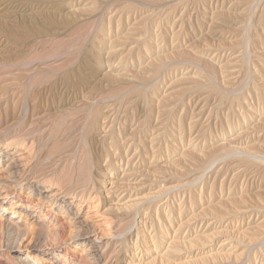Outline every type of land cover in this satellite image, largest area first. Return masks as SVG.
I'll return each instance as SVG.
<instances>
[{
    "label": "rangeland",
    "instance_id": "1",
    "mask_svg": "<svg viewBox=\"0 0 264 264\" xmlns=\"http://www.w3.org/2000/svg\"><path fill=\"white\" fill-rule=\"evenodd\" d=\"M4 1L0 26L25 25L30 35H0V131L8 137L33 124L35 138L48 139L36 162L43 167L49 154L84 153L90 163L75 165L81 173L59 167L56 176L95 190L87 209L103 221L111 249L122 250L119 259L264 264V0ZM5 238L0 233V264H11Z\"/></svg>",
    "mask_w": 264,
    "mask_h": 264
},
{
    "label": "bare ground",
    "instance_id": "2",
    "mask_svg": "<svg viewBox=\"0 0 264 264\" xmlns=\"http://www.w3.org/2000/svg\"><path fill=\"white\" fill-rule=\"evenodd\" d=\"M6 1V0H5ZM4 1V2H5ZM27 1V0H26ZM31 2V0H28ZM34 1V0H33ZM38 2V0H36ZM196 1V0H195ZM212 4H213V0ZM218 0H216L217 2ZM248 1V0H247ZM251 1V0H250ZM35 2V1H34ZM1 3V2H0ZM218 3V2H217ZM211 4V5H212ZM241 4V3H240ZM244 5V3H242ZM215 5V4H214ZM217 5V4H216ZM45 6V5H44ZM7 7V6H6ZM247 7V6H246ZM59 8V7H58ZM61 8V7H60ZM261 8V7H260ZM264 9V8H263ZM213 10V9H212ZM244 10V9H243ZM242 10V11H243ZM259 10V9H258ZM6 11V10H5ZM4 11V12H5ZM246 11V9L244 10ZM264 11V10H263ZM263 11L261 13H263ZM2 12V11H1ZM7 12V11H6ZM8 12H10L8 10ZM3 13V12H2ZM32 13V12H31ZM34 13V12H33ZM37 13V12H36ZM9 14V13H8ZM214 14V12H213ZM217 13H215L216 16ZM4 15V13L2 14ZM7 15V14H6ZM212 15V14H210ZM249 15V14H248ZM264 15V14H263ZM30 16V15H29ZM213 16V15H212ZM251 16V15H249ZM2 17V16H1ZM5 17V16H4ZM214 17V16H213ZM213 17L211 18L212 22H213ZM8 18V17H6ZM5 18V19H6ZM14 18V17H13ZM30 18V17H29ZM215 18V17H214ZM15 19V18H14ZM2 20V18H1ZM13 20V19H12ZM16 20V19H15ZM263 20V19H262ZM252 21V20H251ZM259 21V20H258ZM9 22H14L13 21H9ZM16 22V21H15ZM202 22V21H200ZM214 23V22H213ZM15 24V23H14ZM18 24V23H17ZM17 24H15L14 26H17ZM21 24V23H20ZM203 24V23H202ZM257 25V24H255ZM149 26V25H148ZM263 25H261L262 27ZM13 27V25H12ZM11 26L8 28H3L0 26V35H2L6 41L8 40H15L17 41L18 39L21 41L19 42H23L22 38H26L27 35L29 33L28 28L22 27L21 25L19 26V31H16L15 27L12 28ZM201 27V26H200ZM256 27V26H255ZM158 28V27H157ZM156 28V29H157ZM241 28V27H240ZM252 28V27H251ZM30 29V28H29ZM142 29V28H141ZM254 29V28H253ZM262 29V28H261ZM31 30V29H30ZM207 30V29H206ZM97 31V30H96ZM158 31V30H157ZM208 31V30H207ZM236 31V30H234ZM244 32V31H243ZM32 33V31H31ZM147 33V31H146ZM153 33V32H152ZM256 33V32H255ZM245 34V33H244ZM25 35V37H24ZM30 35V33H29ZM34 35V33L32 34ZM31 35V36H32ZM159 35V34H158ZM0 36V37H2ZM100 36V34H99ZM156 36V35H155ZM247 36V35H246ZM254 36V35H253ZM34 37V36H33ZM204 37V36H203ZM31 38V37H30ZM202 38V37H201ZM251 38V37H250ZM4 39V40H5ZM258 39V38H257ZM11 40V41H12ZM103 40V39H102ZM149 40V39H148ZM260 40V39H259ZM263 40V39H262ZM2 41V40H1ZM14 41V42H15ZM246 41V39L244 40ZM253 41V40H252ZM256 41V39H255ZM254 41V42H255ZM148 42V41H147ZM264 42V41H263ZM12 43V42H11ZM93 43V42H92ZM252 43V42H251ZM7 44V43H6ZM19 44V43H18ZM21 44V43H20ZM149 44V43H148ZM258 44V43H256ZM258 46H262L260 48V50L262 51V53L259 54H263L264 53V43H260L259 41ZM13 45V43H12ZM15 45V44H14ZM17 45V44H16ZM103 45V44H102ZM152 45V44H151ZM253 45V44H252ZM4 46V45H3ZM96 46V45H95ZM16 47V46H15ZM32 47V46H31ZM152 47V46H151ZM251 48V47H250ZM94 49V48H93ZM97 50V49H96ZM150 47H147L146 52H150ZM153 50V48H152ZM218 51V50H217ZM241 51V50H240ZM260 51V52H261ZM30 52V51H29ZM91 52V51H89ZM152 52V51H151ZM150 52V53H151ZM199 53V52H198ZM220 53V52H219ZM241 53V52H240ZM96 54V53H95ZM147 54V53H146ZM153 54V53H152ZM158 54V53H157ZM87 55V54H86ZM97 55H99L97 53ZM150 55V54H149ZM219 55V54H218ZM238 55V54H237ZM235 57H238V56ZM264 55V54H263ZM91 56V55H90ZM95 56V55H94ZM141 56V55H140ZM143 56V55H142ZM141 56V57H142ZM158 56V55H157ZM240 56V55H239ZM242 56V55H241ZM260 56V55H258ZM262 56V55H261ZM260 56V57H261ZM96 57V56H95ZM222 57V56H221ZM225 57V56H224ZM234 57V58H235ZM100 58V57H99ZM140 58V57H139ZM159 58V57H156ZM101 59V58H100ZM98 59V60H100ZM108 59V58H107ZM144 59V58H143ZM165 59V58H163ZM162 59V60H163ZM96 60V58H95ZM151 60V59H150ZM162 60H160L162 62ZM200 60V59H199ZM241 60V59H240ZM239 60V61H240ZM243 60V58H242ZM107 61V60H106ZM142 61V59H141ZM145 61V59H144ZM148 61V60H147ZM146 61V62H147ZM101 62V61H100ZM86 63V62H85ZM150 63V62H149ZM148 63V64H149ZM239 63V62H238ZM237 63V64H238ZM242 63V62H241ZM254 63V62H253ZM164 64V63H163ZM246 64V63H244ZM146 65V64H145ZM158 63H156V65L154 64V66L156 67H152L153 70H157L158 69ZM86 66V65H85ZM236 66V65H235ZM234 66V67H235ZM241 66V64L239 65ZM244 66V65H243ZM242 66V67H243ZM101 67V65H100ZM141 67V66H140ZM145 67V66H144ZM143 67V68H144ZM149 67V66H148ZM245 67V66H244ZM243 67V68H244ZM247 67V65H246ZM142 68V67H141ZM218 68V67H217ZM114 69V68H113ZM112 69V71H113ZM145 69V68H144ZM148 69V68H147ZM222 69V68H221ZM151 70V69H150ZM207 70V69H206ZM219 70V68H218ZM142 71V69H141ZM140 71V72H141ZM145 71V70H144ZM152 71V70H151ZM205 71V70H204ZM210 71V70H209ZM244 71V70H243ZM107 72V71H106ZM139 72V71H138ZM139 72V73H140ZM147 72V71H146ZM208 72V71H207ZM215 72V71H214ZM226 72V71H225ZM224 72V73H225ZM240 72V70H239ZM124 73V72H123ZM143 73V72H141ZM140 73V74H141ZM204 73V72H203ZM220 74L222 72H219ZM231 73V72H230ZM235 73V72H234ZM83 74V73H82ZM136 74V73H135ZM216 74V73H215ZM214 74V75H215ZM244 75V73H242ZM111 75V74H110ZM115 75V74H114ZM113 75V77H114ZM125 75V74H124ZM123 74H121V78L122 76H124ZM139 75V74H138ZM149 75V74H147ZM153 75V74H152ZM218 75V74H217ZM231 75V74H230ZM233 75V74H232ZM240 75V74H239ZM242 75V76H243ZM83 76H86L83 74ZM109 76V74H108ZM107 76V77H108ZM120 75L117 74V78H119ZM140 76V75H139ZM139 76L137 78H139ZM143 76V75H142ZM141 76V77H142ZM154 76V75H153ZM159 76V75H158ZM247 76V75H246ZM106 77V76H105ZM111 76H109L110 78ZM135 77V78H136ZM140 77V79H141ZM116 77H114V81H116L117 79ZM119 79L121 81H123L122 79ZM145 78V77H144ZM206 78V77H205ZM217 78V76H216ZM215 78V79H216ZM82 79V78H81ZM84 79V78H83ZM86 79V78H85ZM125 79V77H124ZM143 79V77H142ZM208 79V78H207ZM206 79V80H207ZM232 79V78H231ZM237 79V81H235L236 83H239V80L241 79L240 77L235 78ZM246 79V78H245ZM244 79V80H245ZM80 80L77 79V81ZM113 80V79H112ZM128 80V79H126ZM124 80V81H126ZM144 80V79H143ZM218 80V79H217ZM220 80V79H219ZM83 81V80H82ZM131 81V79L129 80ZM140 81V80H139ZM227 81V80H226ZM84 82V81H83ZM108 82V81H107ZM118 82V81H117ZM115 82V84L117 83ZM134 82V81H133ZM132 82V83H133ZM137 82V81H136ZM220 82V81H219ZM234 82V84H235ZM241 82V80H240ZM113 83V82H112ZM122 83V82H120ZM146 82H144L145 84ZM242 83V82H241ZM80 84V82H79ZM87 84V83H86ZM107 84V83H106ZM114 84V83H113ZM114 84V85H115ZM209 84V83H208ZM220 84V83H219ZM94 85V84H93ZM97 85V84H96ZM108 85V84H107ZM124 85V84H123ZM129 85V82H128ZM147 85V84H146ZM156 85V84H155ZM233 85V84H232ZM86 86V85H85ZM100 86V85H98ZM119 86V82L118 85ZM122 86V85H121ZM221 86V84H220ZM91 87V86H90ZM93 87V86H92ZM120 87V86H119ZM123 87V86H122ZM120 87V88H122ZM136 87V86H135ZM94 88V87H93ZM97 88V87H96ZM115 88V87H113ZM118 88V87H117ZM119 88V89H120ZM157 88V87H156ZM225 88V87H224ZM232 88V87H231ZM231 88L229 91H231ZM98 89V88H97ZM128 89V88H127ZM139 89V88H138ZM234 89V88H233ZM232 89V90H233ZM65 90V89H64ZM161 90V89H160ZM222 90V89H221ZM220 90V91H221ZM226 90V89H225ZM236 90V89H235ZM234 90V91H235ZM216 91V90H215ZM227 91V90H226ZM225 92V91H224ZM223 92V93H224ZM65 93V92H64ZM116 93V91H115ZM119 92H117L118 94ZM134 93V92H133ZM132 94V93H131ZM220 95V94H219ZM237 95V94H236ZM229 96V95H228ZM59 97V96H58ZM141 97V96H140ZM165 97V96H164ZM167 97V96H166ZM61 98V97H60ZM225 98V97H224ZM234 98V97H233ZM237 98V97H235ZM234 98V100H235ZM240 98V96H239ZM231 99V97L229 98ZM138 100V99H137ZM144 100V99H142ZM161 100V99H160ZM139 101V100H138ZM159 101V100H158ZM164 102V101H162ZM7 103V102H6ZM8 104V103H7ZM60 104V103H59ZM85 106V105H84ZM8 108V107H7ZM6 108V109H7ZM84 108V107H83ZM173 108V107H172ZM1 109V108H0ZM77 109V108H76ZM81 109V108H80ZM85 109V108H84ZM83 109V110H84ZM4 110V109H3ZM9 109H7L6 111H8ZM15 110V109H14ZM13 110V111H14ZM61 110V109H60ZM82 110V109H81ZM1 111V110H0ZM10 111V110H9ZM12 111V112H13ZM19 111V110H18ZM26 112V109L24 110ZM85 111V110H84ZM78 112V111H77ZM105 112V111H104ZM16 113V112H15ZM102 113V112H101ZM2 114V113H1ZM83 114V113H82ZM94 114V113H93ZM45 115V114H44ZM48 115V113L46 114ZM45 115V116H46ZM51 115V114H50ZM49 115V116H50ZM62 115V114H61ZM25 116V114H24ZM98 116V115H97ZM44 117V116H42ZM81 118V117H80ZM15 119V118H14ZM85 119V118H84ZM18 120V119H17ZM35 120V118H34ZM44 120V119H43ZM80 120V119H79ZM82 120V119H81ZM80 120V122H82ZM94 120V119H93ZM92 120V121H93ZM97 120V119H96ZM95 120V121H96ZM31 121V120H30ZM33 121V120H32ZM47 121V120H46ZM45 121V122H46ZM78 121V120H77ZM90 121V120H89ZM98 121V120H97ZM14 122V121H13ZM41 122V121H40ZM40 122L38 123L40 125ZM18 123V121L16 122V124ZM33 123V122H32ZM42 123V122H41ZM13 124V123H12ZM24 124V123H23ZM36 124V122H35ZM34 124V126H35ZM83 124V123H82ZM85 124V122H84ZM98 124V123H97ZM97 124H95L96 128H97ZM18 125V124H17ZM16 125V126H17ZM32 125L33 124H29L28 128L26 130L18 129L14 134H12L11 136H3V130L0 131V233L7 237L5 239H7L5 242L6 246H5V252H6V258L9 260V262L11 264H142L141 261V257L139 258V256L137 254H134L132 256V258H129V260H120L118 257V255L120 254V252L117 250L118 252H116V250L111 249L110 246V242H108L107 240H105L103 237L105 234L102 235V231H101V227L103 225V221L101 219L96 218L97 216L95 215V210L94 209H87V201H91L93 199L96 198L97 193H95V190L93 188H89V186L87 184L89 183H85L87 186L84 185H80L75 187V188H70L71 187V179H68L66 177V179L63 178V176L65 174V168L66 167V171L72 168L73 170L78 171L79 168H81V166L83 167V165H81L80 163H82L83 161L87 160L85 159L84 153L82 155H79L78 157L73 155L75 154L77 151H74L72 155H68V156H52V154H49L50 156L48 158L50 159L49 164L46 166L47 162H43L46 163L45 167L40 166L39 164H36L37 159H38V154L40 152V145H42V141H47L42 140L40 138H35V135H33L34 130H32ZM38 125V126H39ZM42 125V124H41ZM41 125L39 127H41ZM47 125V124H46ZM19 126V125H18ZM94 126V125H93ZM14 127V126H13ZM94 127V128H95ZM20 128V127H19ZM83 128V127H82ZM88 128V127H87ZM92 128V126H91ZM14 129V128H13ZM81 130V129H80ZM100 130V129H98ZM41 132V131H40ZM79 133V132H78ZM50 135V133H48ZM96 134V133H95ZM9 135V134H8ZM55 135V134H54ZM92 135V134H91ZM94 135V134H93ZM58 136V135H57ZM99 136V135H98ZM52 138V136H50ZM97 137V136H96ZM83 138V137H82ZM87 139V137H85ZM55 139V138H54ZM77 139V138H76ZM75 139V140H76ZM84 139V141H88ZM89 139V138H88ZM102 139V138H101ZM52 140V139H51ZM73 140V141H75ZM78 140V139H77ZM55 141V140H54ZM57 141V140H56ZM103 141V140H102ZM76 144L78 143L77 141H75ZM83 142V141H82ZM90 142V139H89ZM80 143V142H79ZM82 145L84 144L81 143ZM79 144V145H81ZM89 143L86 144V146H88L89 148ZM44 145V144H43ZM48 141H47V146H48ZM85 145V144H84ZM55 146V145H53ZM43 147V146H42ZM46 147V145H45ZM43 147V148H45ZM221 147V146H219ZM224 147V145H223ZM42 148V150H43ZM60 148V147H59ZM58 148V149H59ZM63 148V147H62ZM85 148V146H84ZM218 148V147H217ZM226 148V146H225ZM231 149V147H228V149ZM46 149V148H45ZM51 149V148H50ZM54 149H57L56 147ZM61 149V148H60ZM216 149V148H215ZM232 149H234L232 147ZM229 150V151H233V150ZM249 149V148H248ZM49 150V149H48ZM71 150V149H70ZM90 150V148H89ZM92 150V149H91ZM210 150V149H209ZM214 150V149H213ZM212 150V151H213ZM221 149H219L220 151ZM247 150V149H246ZM53 151V149H52ZM55 151V150H54ZM73 151V149L71 150V152ZM83 152V150H79V152ZM86 151V150H84ZM217 151V150H216ZM225 151V150H224ZM229 151H225L228 152ZM235 152L237 151L236 148L234 150ZM254 151V150H253ZM50 152V151H49ZM46 150V154L49 153ZM56 152V151H55ZM87 152V151H86ZM215 152V151H213ZM223 152V151H222ZM230 152V153H231ZM45 153V152H44ZM52 153V152H50ZM70 153V152H69ZM223 153L225 156H228L229 154ZM245 153V152H244ZM87 154V153H86ZM214 154V153H213ZM240 154V153H239ZM247 154V153H246ZM251 154V153H250ZM254 154V152H253ZM252 154V155H253ZM55 155V154H53ZM60 155V154H58ZM187 155V154H186ZM216 155V154H215ZM91 156V155H90ZM213 156V155H212ZM217 156V155H216ZM245 156V155H244ZM53 157V158H52ZM222 157V155H221ZM243 156H241L240 158H242ZM247 157V156H246ZM40 158V156H39ZM88 158V157H87ZM134 159V158H133ZM180 159V158H178ZM208 159V158H207ZM212 159V157L210 158ZM218 159H220L218 157ZM92 160V159H91ZM88 161V160H87ZM86 161V164H88V162ZM177 161V160H176ZM219 161V160H218ZM217 161V162H218ZM172 162V161H171ZM175 162V160L173 161ZM200 162V161H199ZM207 162V161H206ZM79 163V165H81L80 167H76L78 169H75V165ZM90 163V162H89ZM42 164V163H40ZM85 164V163H83ZM85 164V165H86ZM92 164V162H91ZM127 164V163H126ZM43 165V164H42ZM89 165V164H88ZM59 167H62L64 172L60 173V175L56 176V172L58 171ZM155 167V166H154ZM159 167V166H158ZM69 168V169H68ZM153 168V167H152ZM161 168L163 169V167L161 166ZM204 168V167H203ZM82 169V168H81ZM85 171L82 170L85 174V172L87 171L88 168L85 167ZM62 170V171H63ZM209 170V169H208ZM60 171V170H59ZM205 171V170H204ZM75 172V171H72ZM89 171H87L86 173H88ZM91 172V171H90ZM139 172V171H137ZM145 172V171H143ZM148 172V170H147ZM76 173V172H75ZM78 173H81L80 171H78ZM154 173V172H153ZM57 174H59L57 172ZM70 174V173H67ZM73 174V173H72ZM77 175V174H76ZM79 175V174H78ZM82 175V174H81ZM80 175V176H81ZM89 176L91 174H88ZM68 176V175H67ZM75 176V175H73ZM87 175H84V177ZM58 177V178H57ZM65 177V176H64ZM70 177V176H69ZM72 177V175H71ZM77 177V176H76ZM78 180L81 181L80 177H77ZM88 178V176H87ZM95 178V177H94ZM96 179V178H95ZM77 179H75V182ZM84 180V179H82ZM94 180V179H93ZM73 181V180H72ZM97 181V180H96ZM192 181V180H191ZM74 182V181H73ZM74 182V183H75ZM79 182V181H78ZM83 182V181H82ZM86 182V181H85ZM91 182V181H90ZM81 183V182H79ZM112 183V182H111ZM77 184V183H75ZM91 186V185H90ZM97 186V185H96ZM94 187V186H92ZM113 187V186H112ZM95 188V187H94ZM110 188V187H109ZM117 189V188H116ZM109 190V189H108ZM115 191V190H114ZM123 191V190H122ZM110 192V191H109ZM111 193V192H110ZM100 194V193H99ZM107 195V194H106ZM124 196V195H122ZM98 198V197H97ZM109 198V197H108ZM122 198V197H121ZM120 198V199H121ZM119 199V200H120ZM93 202V201H91ZM109 202V201H108ZM118 203V202H117ZM107 204V203H106ZM162 204V203H161ZM124 205V204H122ZM121 205V206H122ZM130 206V204H127ZM115 206H117L115 204ZM120 206V205H119ZM118 206V207H119ZM127 206V207H129ZM167 206V205H166ZM93 207V206H92ZM115 208V207H114ZM122 208V207H121ZM119 207V209H121ZM125 208V205H124ZM150 208V207H149ZM109 209V208H108ZM112 209V207H111ZM126 209V208H125ZM124 209V210H125ZM130 209V208H128ZM116 210V208H115ZM114 210V211H115ZM148 210V209H147ZM110 211V210H109ZM123 211V210H122ZM127 211V209H126ZM130 209V213H132ZM117 212V211H116ZM124 212V211H123ZM127 213V212H126ZM148 213V212H147ZM221 213V212H220ZM219 213V214H220ZM136 214V213H135ZM100 215V214H99ZM102 215V214H101ZM100 215V216H101ZM113 215V214H112ZM133 215V214H132ZM225 215V214H224ZM106 216V214H105ZM196 216V215H195ZM99 217V216H98ZM109 217V216H108ZM231 217V216H230ZM101 218V217H100ZM104 218V217H103ZM197 218V217H196ZM217 218V217H216ZM106 220H108L107 218H104ZM131 219V218H130ZM223 219V218H222ZM110 220V218H109ZM194 220V219H193ZM198 220V219H197ZM218 220V219H217ZM228 220V219H227ZM114 221V220H113ZM146 221V220H145ZM192 221V220H191ZM196 221V220H195ZM111 222V221H109ZM109 222H105L109 223ZM113 223V222H112ZM111 223V224H112ZM194 223V222H193ZM204 223V222H202ZM213 223V222H212ZM230 223V222H229ZM228 223V224H229ZM109 223V228L110 225ZM182 224V223H181ZM191 224V223H190ZM206 224V223H205ZM227 224V225H228ZM106 225V227H107ZM202 225V224H201ZM200 225V226H201ZM145 226V225H144ZM207 226V225H205ZM112 227V226H111ZM181 227V225H180ZM182 228V227H181ZM179 228V229H181ZM200 228V227H199ZM108 229V228H107ZM178 229V230H179ZM211 229V228H210ZM110 230V229H109ZM144 231H146L145 229H143ZM177 230V231H178ZM191 231V230H190ZM194 231V230H193ZM222 231V230H221ZM119 232V231H116ZM224 232V231H223ZM226 232V231H225ZM234 232V231H233ZM112 234H115L113 232H111ZM187 233V232H185ZM120 234V233H119ZM227 234V233H226ZM107 235V234H106ZM153 235V234H152ZM178 235V234H177ZM209 235V234H208ZM224 235V234H223ZM109 236V234H108ZM112 236V235H111ZM114 236V235H113ZM112 236V237H113ZM129 236V235H128ZM197 236V235H196ZM203 237H207L206 235H202ZM210 236V235H209ZM230 236V235H229ZM239 236V235H238ZM28 237V241L25 244L24 248H21V241ZM119 237V236H118ZM217 237V235H216ZM227 237V236H226ZM49 238H53L54 243H51L52 246H46L45 244H43V242H46ZM116 238V237H115ZM138 238V237H137ZM152 238V237H151ZM195 238V237H194ZM200 238V237H198ZM202 238V237H201ZM210 238V237H209ZM108 239V238H107ZM112 239V238H110ZM206 239V238H205ZM211 239V238H210ZM130 240V239H128ZM201 240V239H200ZM227 240V239H226ZM123 241V240H122ZM148 241V240H147ZM127 242V241H126ZM140 242V241H139ZM160 242V241H159ZM208 242H210L208 240ZM171 243V242H170ZM244 243V242H243ZM120 244V243H119ZM139 244V243H138ZM193 244V243H192ZM200 244V243H199ZM54 245V246H53ZM117 245V244H116ZM171 244H169L170 246ZM196 245V244H195ZM202 245V244H201ZM206 245V244H205ZM212 245V244H211ZM221 245V244H220ZM223 245V244H222ZM121 246V245H119ZM118 246V247H119ZM168 246V245H167ZM168 246V247H169ZM174 246H176V244H174ZM180 246V245H179ZM189 246V245H188ZM208 246V245H207ZM229 246V245H228ZM236 246V245H235ZM241 246V245H240ZM145 247V246H144ZM167 247V248H168ZM202 247V246H201ZM206 247V246H204ZM219 247V246H218ZM116 248V247H115ZM120 248V247H119ZM157 248V247H154ZM174 248H178V247H173ZM198 248V247H197ZM196 248V249H197ZM121 249V248H120ZM140 249V248H139ZM160 249V248H159ZM158 249V250H159ZM171 249V248H170ZM169 249V250H170ZM179 249V248H178ZM190 249V248H189ZM200 249V248H199ZM218 249V248H217ZM246 249V248H245ZM76 250V251H74ZM175 250V249H174ZM173 250V252L171 253V257L173 258L172 254L175 253ZM202 250V249H201ZM237 250V249H236ZM24 251V252H23ZM181 251V250H180ZM191 251H193V249L191 248ZM224 251V249H223ZM226 251V250H225ZM151 251H149L150 254ZM153 252V251H152ZM151 252V253H152ZM158 252V251H157ZM156 252V253H157ZM177 252V251H176ZM179 252V251H178ZM178 252L176 254H178ZM218 252V251H217ZM244 252V251H243ZM119 253V254H118ZM124 253V252H122ZM136 253V252H134ZM170 253H166L167 255H169ZM190 253V252H189ZM233 253V252H232ZM249 253V252H248ZM69 254H76L79 255V258L77 259L75 258H71L69 257ZM125 254V253H124ZM221 254V253H219ZM226 254V253H225ZM235 254V252H234ZM241 254V253H240ZM246 254V253H245ZM126 255V254H125ZM141 255V254H140ZM164 255V253H163ZM180 255V254H179ZM197 255V254H196ZM195 255V256H196ZM211 255V253H210ZM231 254H229L228 256H230ZM233 255V254H232ZM121 256V255H120ZM130 256V255H129ZM142 256V255H141ZM146 256V255H145ZM218 256V255H217ZM221 256V255H220ZM245 256V255H244ZM257 256V254H256ZM148 257V256H147ZM156 257V255H155ZM154 257V258H155ZM159 257V256H158ZM161 257V256H160ZM212 257V256H211ZM224 257V256H222ZM234 257V256H233ZM241 257V256H240ZM168 258V256H167ZM166 258V259H167ZM208 258V257H204ZM122 259V258H121ZM148 259V258H147ZM157 259V258H156ZM163 259V257H162ZM169 259V258H168ZM165 260V259H164ZM197 260V259H196ZM198 260H202L199 259ZM206 260V259H205ZM241 260V258H240ZM256 260V259H255ZM204 261V260H203ZM213 261V260H212ZM216 261V260H215ZM185 262V261H184ZM156 263V262H155ZM175 263V262H174ZM209 263V262H208ZM236 263V262H235ZM242 263V262H241ZM257 263V262H256ZM147 264V263H146ZM166 264V263H165ZM226 264V262H225Z\"/></svg>",
    "mask_w": 264,
    "mask_h": 264
}]
</instances>
